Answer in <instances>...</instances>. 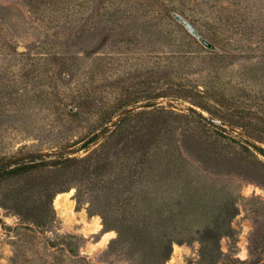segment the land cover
Wrapping results in <instances>:
<instances>
[{
	"label": "rangeland",
	"instance_id": "obj_1",
	"mask_svg": "<svg viewBox=\"0 0 264 264\" xmlns=\"http://www.w3.org/2000/svg\"><path fill=\"white\" fill-rule=\"evenodd\" d=\"M76 109L81 119L71 116ZM112 111L120 114L108 130L93 131ZM200 144L220 160L244 151L247 171L214 166ZM257 149L264 151V0H0V162L85 161L36 176L57 190L55 227L42 233L1 205L18 184L0 185V264L14 254L73 264L66 247L51 245L66 236L79 239L87 264H154L159 256L144 243L114 246L117 229L152 223L158 210L173 219L171 206L187 195L183 202L198 197L204 207H184L174 219L194 232L214 217L213 193L235 202L233 237L218 241L214 261L196 241L174 242L165 264H264ZM203 188L208 198L197 193Z\"/></svg>",
	"mask_w": 264,
	"mask_h": 264
},
{
	"label": "trees",
	"instance_id": "obj_2",
	"mask_svg": "<svg viewBox=\"0 0 264 264\" xmlns=\"http://www.w3.org/2000/svg\"><path fill=\"white\" fill-rule=\"evenodd\" d=\"M120 113L111 112L107 117L102 116L98 119L96 126L93 131L99 130V134H102L108 130V124L111 123L112 119L117 117ZM73 118L82 117V113L77 109L71 113ZM97 138L92 137L84 142L78 150L87 148L91 143L95 142ZM218 149L216 147H212ZM198 149L205 152L206 156L212 161L214 166L222 165L233 169L239 175L244 174L247 170L241 166L243 162V156L246 154L244 151H239L237 154L232 155L224 154L220 160L215 150L208 148L205 144H200ZM220 150V149H218ZM213 151V153H212ZM221 151V150H220ZM222 150L221 152H223ZM260 155L264 156V151L257 149ZM202 152V153H203ZM203 161V160H202ZM84 159H76L68 156H50L45 157H31L23 161H16L12 165L3 166L0 168V185L1 184H18L13 190H8L3 193L1 205L7 209L12 210L15 215L19 218L20 223L31 224L34 229L38 232L49 231L55 227L56 217L52 210L51 202L54 198L57 190L55 183L44 181L43 178L36 176L42 175L45 172L48 173L55 169L65 168H77L79 164H83ZM150 163L158 162L155 159L149 161ZM20 183V184H19ZM21 185V186H20ZM54 189V190H53ZM206 188L197 189V193H201L200 196L208 198ZM44 198L43 201L42 197ZM38 195V201L34 203V198ZM187 197V195L179 196L175 203L171 206L170 211L173 219L168 221L162 220L164 212L158 210L155 217L151 218L152 223L138 224H127L121 225L122 228L117 229V237L112 241L114 246L128 244L129 246H139L144 243L147 248L146 250L151 251L153 256H159V259L154 264H165L170 258L172 252V245L174 242L181 243L184 241L198 242L200 246V255L202 257H210L213 261L218 252V241L223 238H232L234 230L231 227V219L236 215V206L234 200L226 196H220L217 193H213L211 201V212L213 219L205 225L197 224V228L194 232L190 230V225L186 222L178 221L174 217L183 214L186 208L192 207L194 210L200 209V202L196 199H191L183 202L181 197ZM203 202V201H202ZM204 204V203H203ZM205 205V204H204ZM49 207V210H48ZM53 213V214H52ZM133 230L135 233L132 235ZM58 231V229L56 230ZM53 233V232H52ZM191 235V236H190ZM68 238L64 243L62 239L60 243L51 244L55 246H63L64 251L68 254L66 259L70 260L73 264L85 263L86 259L80 254V246H76L79 239L74 236H66ZM73 240V241H72ZM75 248H71L70 245H74ZM156 256V257H157ZM51 258V256H49ZM44 258L34 255H13L9 260V264H54L53 258L49 262L43 261Z\"/></svg>",
	"mask_w": 264,
	"mask_h": 264
},
{
	"label": "water",
	"instance_id": "obj_3",
	"mask_svg": "<svg viewBox=\"0 0 264 264\" xmlns=\"http://www.w3.org/2000/svg\"><path fill=\"white\" fill-rule=\"evenodd\" d=\"M173 18L180 23L184 29L191 35L193 36L203 47L210 49V50H214L215 46L209 42L207 39H205L204 37H202L199 32L197 31V29L186 19H184L182 16H180L179 14H172ZM19 50H21V48H19ZM33 156L28 155V156H23L24 159H28L31 158ZM17 160L13 159V160H8V161H2L0 162V168L5 166V165H12L13 163H15Z\"/></svg>",
	"mask_w": 264,
	"mask_h": 264
},
{
	"label": "bare ground",
	"instance_id": "obj_4",
	"mask_svg": "<svg viewBox=\"0 0 264 264\" xmlns=\"http://www.w3.org/2000/svg\"><path fill=\"white\" fill-rule=\"evenodd\" d=\"M56 204H57V207H60V205H59V200H57Z\"/></svg>",
	"mask_w": 264,
	"mask_h": 264
}]
</instances>
